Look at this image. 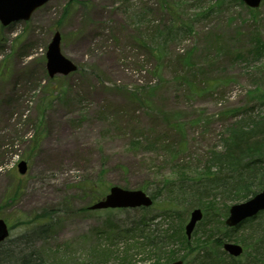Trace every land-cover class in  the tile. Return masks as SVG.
<instances>
[{"label":"rangeland","instance_id":"rangeland-1","mask_svg":"<svg viewBox=\"0 0 264 264\" xmlns=\"http://www.w3.org/2000/svg\"><path fill=\"white\" fill-rule=\"evenodd\" d=\"M55 31L76 68L51 79ZM262 115L264 0L254 9L241 0H48L28 20L0 24V218L11 229L0 247L30 246L45 264H161L182 254L195 264L205 252L243 264L246 252L235 259L211 237L245 248L247 234L264 237V212L228 229V207L241 201L220 190L204 197L196 185L231 121ZM113 185L155 203L142 214L89 209ZM195 208L203 216L186 239ZM140 215L171 228L151 254L136 250L138 229L123 231ZM260 244L249 249L263 255Z\"/></svg>","mask_w":264,"mask_h":264},{"label":"trees","instance_id":"trees-1","mask_svg":"<svg viewBox=\"0 0 264 264\" xmlns=\"http://www.w3.org/2000/svg\"><path fill=\"white\" fill-rule=\"evenodd\" d=\"M222 148L221 150L212 149L209 153V161L206 164L204 169V174L201 176V181L196 185L197 191L202 193L204 197H214L215 193H212V190H220L223 198H227L230 201H244L249 196L254 195L256 191L264 188V115L253 118L252 120H246L245 118H239L237 120L231 121V123L226 127V134L222 139ZM203 189V190H202ZM105 191V190H104ZM103 191V192H104ZM102 190L99 195L103 194ZM153 199L155 194L152 195ZM201 206L200 203L197 204ZM196 204H191V206H197ZM188 206L185 207L187 209ZM137 211H140L139 214H142L141 210L143 208H136ZM136 209L134 211H136ZM204 210L205 207L203 208ZM206 213V212H205ZM180 215L181 212L179 213ZM223 215V212L218 214L217 220ZM217 216V215H216ZM155 216L153 215H140L135 217L129 222V229L125 233L134 234L133 231H138L136 234L135 246L136 250L138 247H141V254L147 250V252L156 247H164V239L170 238L171 233L170 229H160L162 222H153ZM183 219V216H180V220ZM40 223L37 219H30L29 225L31 223ZM223 223V222H222ZM35 227H28V238H23L30 242V237L33 236ZM230 229V228H228ZM147 230V231H146ZM136 231V232H137ZM209 238V237H208ZM141 239V240H139ZM214 246L218 248L222 245V240L220 237L216 236L212 239ZM245 248L246 252L243 255L244 263L243 264H258L257 260L262 261L261 264H264V257L260 251L253 252L249 249L250 243L252 247L255 246L261 247L260 242L264 245V237L261 235H249L245 237ZM209 241V240H207ZM205 239L202 241L204 250ZM31 243V242H30ZM187 249L188 243L186 240L182 241ZM2 245V243H0ZM26 252L19 251V249H14L11 247H0V264H45V261L41 260V257L36 256V252L32 250L30 246L27 247ZM190 251H192L190 249ZM176 250L171 249L167 253L168 256L176 257ZM149 254L151 252L149 251ZM205 255L195 257V264H225V261L222 259H217L219 255H210L206 252ZM222 257L224 253H219ZM137 255V254H134ZM134 255H129L132 257V262H134ZM150 257V256H149ZM148 257V258H149ZM160 255H157V258L160 259ZM185 258L186 254H182L179 258ZM147 258V259H148ZM208 260V261H207ZM125 262V258L121 260Z\"/></svg>","mask_w":264,"mask_h":264},{"label":"water","instance_id":"water-1","mask_svg":"<svg viewBox=\"0 0 264 264\" xmlns=\"http://www.w3.org/2000/svg\"><path fill=\"white\" fill-rule=\"evenodd\" d=\"M47 0H0V21L6 25L10 21L18 20L19 18L27 19L30 13ZM250 7H257L261 0H243ZM60 35L55 32L51 42L46 50V67L50 76L54 73L66 74L69 71L75 69L74 64L61 54L59 51ZM18 170L20 173H24L26 169L25 161L19 162ZM102 200H98L92 203V208L103 207H136L139 205L147 206L152 203L150 197L146 195L144 191L139 189L129 190L122 189L118 186H113L109 189ZM229 215L227 216L226 224L234 226L237 223L243 221L248 216L255 215L257 211L264 209V189L257 192L256 195L247 199L245 202L236 203L230 206ZM202 217V212L198 208L193 209L190 213L188 223L185 225V233L188 238L192 234V229L195 226L197 220ZM8 233L6 229V223L3 219H0V240H3ZM223 248L228 253L237 256L241 253V245L232 242H226ZM168 264H182L181 260L172 261Z\"/></svg>","mask_w":264,"mask_h":264},{"label":"bare ground","instance_id":"bare-ground-1","mask_svg":"<svg viewBox=\"0 0 264 264\" xmlns=\"http://www.w3.org/2000/svg\"><path fill=\"white\" fill-rule=\"evenodd\" d=\"M242 250H241V253L240 254H244L245 251H244V248L241 246Z\"/></svg>","mask_w":264,"mask_h":264}]
</instances>
